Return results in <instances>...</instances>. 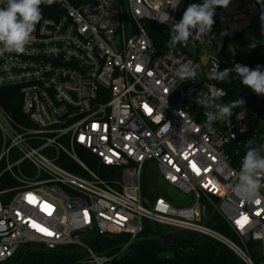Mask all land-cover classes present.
Wrapping results in <instances>:
<instances>
[{"label":"built area","instance_id":"obj_1","mask_svg":"<svg viewBox=\"0 0 264 264\" xmlns=\"http://www.w3.org/2000/svg\"><path fill=\"white\" fill-rule=\"evenodd\" d=\"M183 1L54 0L41 5L27 51L0 56V264L30 243L73 246L71 264H127L119 260L149 224L213 237L247 264H264V201L233 192L249 145L264 144V95L245 98L231 123L211 126L196 103L209 86L217 102H230L210 78L225 62L264 64L252 63L264 41L246 36L264 0L217 7L212 30L190 37L186 50L158 47L152 24L171 31ZM164 12L171 19L160 23ZM205 45L216 54L201 55ZM178 59L192 62L194 81L175 77ZM145 181L190 201H149ZM214 215L234 238L210 226ZM102 236L124 238L114 251H97L92 243ZM28 254L17 264H39L25 262Z\"/></svg>","mask_w":264,"mask_h":264},{"label":"clouds","instance_id":"obj_2","mask_svg":"<svg viewBox=\"0 0 264 264\" xmlns=\"http://www.w3.org/2000/svg\"><path fill=\"white\" fill-rule=\"evenodd\" d=\"M231 0H202V3H191L183 11L182 18L171 25L170 47L177 44L187 45L190 37L201 39L207 36L215 23L214 15L217 7L227 8ZM54 0H3L0 6V56L5 53L24 54L32 41L36 26L42 20L41 5H51ZM179 3V0H176ZM175 8V7H173ZM160 23H167L171 18L167 12L161 14ZM264 22V15L261 16ZM179 65L175 69V77L181 82L195 80L197 70L191 61L177 60ZM238 74L240 82L257 95H264V71L260 66L250 69L248 66L236 64L234 68L215 70L211 79L218 82H230L231 73ZM151 74V72H149ZM219 97L213 86H209V93H199L196 103L205 109L206 123L211 126L214 122L231 123L233 109L242 107V99L229 103L217 102ZM243 112L240 113L241 118ZM243 131V129H242ZM237 182L233 186L234 194L242 201L256 203L264 201V144L249 145L241 161Z\"/></svg>","mask_w":264,"mask_h":264},{"label":"trees","instance_id":"obj_3","mask_svg":"<svg viewBox=\"0 0 264 264\" xmlns=\"http://www.w3.org/2000/svg\"><path fill=\"white\" fill-rule=\"evenodd\" d=\"M202 0H184L178 15L177 22L182 18L183 11L188 4L200 3ZM242 31L241 33H244ZM170 31L163 30L157 24L151 26V37L160 48L166 49H184L187 45L177 44L175 47H170ZM264 62V50L259 59L252 60V63ZM225 68H233L229 62H225L220 70ZM230 82L215 83L224 88L228 93L229 101L242 99L244 104L245 98L253 96L254 92L248 87L238 82L234 72L230 74ZM4 93L11 95L9 90ZM251 96V97H252ZM8 97V98H7ZM5 99L9 101V96ZM157 194L153 191L148 181L144 182V196L147 199H153ZM148 200V199H147ZM210 226L218 232L234 238L226 223L217 215H214ZM124 237L109 238L102 236V239L93 241L97 251L109 249L114 251L116 246ZM133 256L127 260H119L127 264H247L239 255L221 241L199 233L174 230L167 226L158 224L147 225L145 231L141 234L139 240L133 245ZM25 252L19 250L12 262L17 264L19 259L24 257ZM76 249L71 246H62L54 250L35 249L29 252L25 258V262L35 261L39 264H71L76 258Z\"/></svg>","mask_w":264,"mask_h":264},{"label":"rangeland","instance_id":"obj_4","mask_svg":"<svg viewBox=\"0 0 264 264\" xmlns=\"http://www.w3.org/2000/svg\"><path fill=\"white\" fill-rule=\"evenodd\" d=\"M262 15H264V11H262L255 19H253L250 27L246 29V36L253 41H255L256 39H258V41L260 42L264 41V22L261 21ZM201 47H202L200 50L201 55H203L204 53H208L210 55L216 54L217 48L213 45H205ZM260 68L262 71H264V64L260 65ZM156 185H157V182H156ZM149 186L153 191H155L157 195H160V194L168 195L174 200H176L178 203L188 204L190 201L188 196L181 193L180 191L174 190L172 187L168 185H163L161 189L158 186L159 191L158 190L156 191L153 188L151 182H149ZM155 196L156 195H154L153 197ZM147 199L149 201L151 200L149 197ZM35 249H37V245L32 244V243L23 245L21 247V250H23L25 254H28L31 250H35Z\"/></svg>","mask_w":264,"mask_h":264},{"label":"water","instance_id":"obj_5","mask_svg":"<svg viewBox=\"0 0 264 264\" xmlns=\"http://www.w3.org/2000/svg\"><path fill=\"white\" fill-rule=\"evenodd\" d=\"M85 232H86V231L77 232V233L74 234V236H75V237H79L80 235L84 234ZM132 256H133V253L130 252L128 255H126V256L124 257V259H130V258H132Z\"/></svg>","mask_w":264,"mask_h":264},{"label":"snow or ice","instance_id":"obj_6","mask_svg":"<svg viewBox=\"0 0 264 264\" xmlns=\"http://www.w3.org/2000/svg\"><path fill=\"white\" fill-rule=\"evenodd\" d=\"M193 167L195 168V164H193ZM257 203H259V201H257ZM237 223H240V221H237ZM36 227H39V226H36ZM40 230L43 231V232H46L48 235H52V233L47 232V229L40 228Z\"/></svg>","mask_w":264,"mask_h":264}]
</instances>
